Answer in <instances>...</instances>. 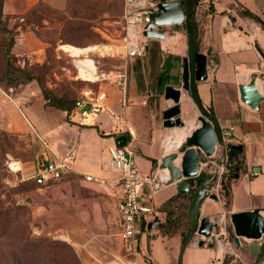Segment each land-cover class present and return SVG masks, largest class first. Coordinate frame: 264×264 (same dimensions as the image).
Returning <instances> with one entry per match:
<instances>
[{
    "label": "crops",
    "instance_id": "1",
    "mask_svg": "<svg viewBox=\"0 0 264 264\" xmlns=\"http://www.w3.org/2000/svg\"><path fill=\"white\" fill-rule=\"evenodd\" d=\"M196 6L201 11L195 14L194 19L201 24V28L195 52L207 57V78L196 82V94L202 107L217 121L222 136L229 128L232 129L230 143L241 147V168L237 177L234 175L225 183L228 192L226 207L222 188L225 162L216 167L219 156L216 149L209 163L200 164V174L189 187L188 194L179 193L176 182L154 193L143 191L142 201L155 216L142 224L147 225L154 218L158 219L157 225L163 223L166 214L158 209L177 195L182 201L180 210L188 211L189 226L191 203L188 199H191V191L197 187L199 180L208 181L214 176L211 193H215L214 189L218 186L217 200L207 197L201 205L200 217L222 215L226 221V234L214 232L212 242L202 246L192 239L182 253L180 264H256V256L236 247L233 238H228L227 227L232 232L228 221L231 213L264 210V101L259 102L257 109H252L239 100L238 94V85L246 84L250 77H255L256 87L264 95L259 87L264 79L259 69V62L264 61V0H208L205 5ZM241 11L249 12L258 21L242 15ZM248 25L258 26L260 30L251 35ZM156 30L163 33L164 38H149L144 56L125 61V93L122 94L115 85L108 86L105 105L96 121L82 119L78 114L66 117L62 111H58V116L54 111H46L37 96L13 100L8 92L0 90V123L9 130L26 135L29 132L31 140L38 146L34 157L41 154L64 156L71 149L76 151L69 174L54 186H36L38 188L30 190L28 196L36 191L44 192L50 203L62 208L68 227L73 216L86 214L88 221L79 229L84 238L77 245L82 264H96V261L104 264L99 260L111 256L122 261L127 259L121 254L120 242L114 236L120 190L116 175L107 168L108 147L117 145V139L123 138L121 147L125 153L131 154L142 173L151 174L167 155L162 152L161 141L170 137L175 144L174 154L179 157L175 163L180 167L186 139L199 125V113L189 94L182 90L180 109L184 125L173 129L162 125V113L173 105L171 100L165 99V89L181 88L187 35L184 25L174 28L164 26ZM251 171H258L259 174L250 176ZM87 176L102 180V183L86 181ZM181 179L190 183L189 179ZM45 208L34 206L36 214L37 210ZM157 225L140 232L137 254L129 259L137 264H178L182 245L180 233L164 235L156 228ZM69 235L65 234L70 238ZM214 236L220 238L218 244Z\"/></svg>",
    "mask_w": 264,
    "mask_h": 264
},
{
    "label": "rangeland",
    "instance_id": "2",
    "mask_svg": "<svg viewBox=\"0 0 264 264\" xmlns=\"http://www.w3.org/2000/svg\"><path fill=\"white\" fill-rule=\"evenodd\" d=\"M1 2V19L10 33L0 30V79H2L0 86L8 91V96H12L13 100L19 97L37 96L42 103H45L36 80L17 85L1 76L6 69L4 55L8 48V37L13 39L9 47L10 62L21 68L26 64L32 66L35 75L41 78L49 89L72 91L75 99L85 94L93 96L99 90H103L106 94L107 87L112 84L102 81L100 74L123 69L127 60L121 55L119 48L123 0H2ZM117 12L119 16L116 17ZM68 46L76 48L105 46L110 51H89L77 58L68 52ZM84 57L92 60L95 66V74L89 79L82 78L79 72L78 59ZM44 109L60 115L59 110L54 108L44 106ZM42 124L45 129L46 121L44 120ZM0 140L7 149V153L0 159V200L6 205L30 211L29 230L32 237H45L66 244L74 250L80 261L81 251L77 245L84 237L79 229L83 224L85 225L84 222L88 221V217L84 213L76 214L68 227L63 219L62 208L50 203L41 191L31 194L26 204L17 205L16 197H20L29 187L38 188L34 184H25V181L30 180L23 182L21 180L32 171V161L38 146L31 140L29 132L26 135L9 130L2 123H0ZM46 200L48 202L44 206ZM34 206L38 208L43 206L46 210H37L36 214ZM24 221L25 218L22 217L21 223ZM66 233L70 234V238L65 236ZM15 235L5 239L3 243V248L7 251L4 254L6 264H22L17 261L12 263L9 256L12 246L16 243ZM65 255L64 253L63 259ZM119 260L111 256L99 261L114 264ZM97 262L95 263L98 264Z\"/></svg>",
    "mask_w": 264,
    "mask_h": 264
},
{
    "label": "water",
    "instance_id": "3",
    "mask_svg": "<svg viewBox=\"0 0 264 264\" xmlns=\"http://www.w3.org/2000/svg\"><path fill=\"white\" fill-rule=\"evenodd\" d=\"M198 0H176L164 1L158 4L159 12L150 20L146 19L147 24L143 35L147 38L163 39L164 34L158 32L156 28L169 26L176 27L184 25L187 35V56L182 61L181 88L174 89L167 87L164 97L171 100L173 105L162 113V125L166 129L182 127L184 122L181 120L180 93L181 90L188 93L192 103L197 109L199 125L191 132L185 142L186 148L182 150L180 167L173 162L177 159L175 155H168L161 159L158 169L168 173L167 183H177L179 193H189V187L193 186V181L200 174V164H207L214 155L216 149L219 150L216 167L223 164L227 149L241 150L238 145H227L222 139L217 121L209 115L202 107L195 89L196 82L204 81L207 78V57L193 51L192 37L189 28V17L192 9L197 5ZM239 100L257 109L259 102L264 101V95L260 94L256 87V78L250 77L246 84L238 85ZM124 139H117V145L121 146ZM189 179L182 180L181 178ZM237 177V175H235ZM212 176L208 181L202 182L198 187L191 191V206L189 209V230L185 241L182 243L178 264L181 263L182 253L190 241L197 235L208 237L211 234L214 222L209 217H200V208L203 201L210 197L217 200V196L211 193ZM233 232V242L236 247L247 250L250 254L257 257L256 264H264V210H250L238 213H231L228 218ZM158 219L154 218L146 226L147 230L154 228ZM259 240H262L260 243ZM202 246V242H199Z\"/></svg>",
    "mask_w": 264,
    "mask_h": 264
},
{
    "label": "built area",
    "instance_id": "4",
    "mask_svg": "<svg viewBox=\"0 0 264 264\" xmlns=\"http://www.w3.org/2000/svg\"><path fill=\"white\" fill-rule=\"evenodd\" d=\"M207 2L208 0H198L197 4L205 5ZM158 4L157 0H123L121 16L122 33L119 40V48L121 49V55L124 58L129 59L131 57L144 56L147 40L149 39L143 35L147 24L146 19L150 20L159 12ZM247 30L250 31L251 35H254V31L260 30V27H252V25H248ZM259 69L261 70L260 76L263 78V60L259 62ZM100 79L115 85L121 90V93L124 94L127 85L126 65H124L123 69L118 71L101 73ZM105 100L106 94L103 90H99L93 96L85 94L74 103L69 115L78 114L82 119L96 121L100 111L105 105ZM231 130L232 129L229 128L222 136L227 148L231 145ZM171 143L174 147V140L170 137L161 141L160 147L162 152L167 154L166 156L175 155L174 149L165 151V147L171 146ZM107 152V168L116 175V184L119 186L120 190L119 199L116 205L117 228L114 236L119 240L124 256H126V258H134L138 249V236L140 234L139 225L141 223H146L150 217L155 216L152 209L146 206L142 201L143 191L146 190L148 194H150L165 187L168 184V173L167 171L158 168L151 174L142 173L136 166L131 154L129 152L126 154L121 146L112 145L108 147ZM75 155V149L69 150L64 156L48 157L43 154L37 155L33 160L32 171L26 175L25 179H23V177L21 180H32L40 187L54 186L62 180L63 176L70 173ZM175 160L173 163L178 165L175 163ZM258 174V171L250 172V176H257ZM85 180L102 183V180L92 179L90 176L85 177ZM217 188L218 186L214 189V194L217 193ZM15 203L17 205H23L27 202H25L22 197L18 196L15 199ZM210 220L215 223L211 234L208 237H200L196 235L193 238L196 244H199V242H202V245L211 243V236H213L214 232H216L215 234H226V221L222 215H216L213 218L211 217ZM219 239V237L217 238L214 236L216 244L220 242ZM114 264L137 263L134 260L127 258L125 262L119 260V262H115Z\"/></svg>",
    "mask_w": 264,
    "mask_h": 264
},
{
    "label": "trees",
    "instance_id": "5",
    "mask_svg": "<svg viewBox=\"0 0 264 264\" xmlns=\"http://www.w3.org/2000/svg\"><path fill=\"white\" fill-rule=\"evenodd\" d=\"M2 0H0V30L5 33H10L7 27L3 24L2 21ZM158 1V0H157ZM164 2L163 0H159L158 3ZM123 9V6H122ZM201 10L195 6L192 9L191 15L189 17V28L192 37L193 51H197V38L200 32L201 24L194 19L196 15L199 14ZM196 14V15H195ZM242 15H246L252 18L255 21H258L256 17L246 11H241ZM119 16L118 12L115 15ZM122 16V15H121ZM13 43L12 37H8V48L5 51V59H6V69L1 74L4 79H8L9 81H13L15 84H27L33 80L38 82V86L42 95L43 100L45 101L44 106H48L54 108L56 110L62 111L66 113V117L69 115L72 110L74 103L79 99H75L72 91H54L45 86L44 82L41 78H39L33 72L32 66H26L21 68L12 64L9 60V47H11ZM85 48V47H79ZM198 53V52H196ZM2 82V79H0ZM0 90L4 92L6 89L0 86ZM38 98V97H37ZM209 114V113H208ZM210 115V114H209ZM7 149L5 148L3 142L0 140V159L7 153ZM240 151L229 149L226 152L225 157V173L223 174V193L225 196V206H228V192L225 187L226 181H230L233 179L234 175H238V171L241 168V157ZM215 179H213L212 183H214ZM23 182V181H22ZM204 181L199 180L197 182V187ZM26 185L34 184V181H25ZM37 186V185H36ZM33 188H28L25 193H22L20 197H22L26 202L29 201L28 193ZM189 203H191V199H188ZM181 199L179 196H173L168 201H166L161 207H159V211L164 212L166 214V219L163 223H159L156 228L159 229L160 233L172 236L175 233H180L181 235V244L185 241L187 237V233L189 230L188 226V211H181ZM189 208V207H188ZM24 217V223H21V218ZM31 223V213L29 210H23L17 206H9L4 204L2 200H0V264H6L4 261L5 251L3 248V243L5 239L16 236V243L12 246L11 252L9 253L10 259L12 263L17 261L22 264H81L74 250L66 245L60 244L59 242H55L45 237H32L29 227ZM147 225H139V231H145ZM228 229V238L231 240L233 238V234ZM64 259L62 258L63 254ZM14 264V263H13Z\"/></svg>",
    "mask_w": 264,
    "mask_h": 264
},
{
    "label": "bare ground",
    "instance_id": "6",
    "mask_svg": "<svg viewBox=\"0 0 264 264\" xmlns=\"http://www.w3.org/2000/svg\"><path fill=\"white\" fill-rule=\"evenodd\" d=\"M67 50L73 57H77V58H79L82 55L88 53L89 51H99V52H102V51L108 52V51H110L109 48L105 47V46L104 47H101V46H88V47H85V48H76V47H71V46L69 47L68 46ZM78 62L80 64L79 72H80V76L82 78L89 79V77H91L92 75L95 74V66L93 65L92 60L88 59L87 57H84L82 59L81 58L78 59ZM259 87H260V89L262 91H264V79H263V84H260ZM170 145L171 146H166L165 147V151H168V148H171V150L174 148L172 146L173 144H170ZM13 165L16 166V164H13ZM218 252L219 253L221 252V246L220 245L218 246Z\"/></svg>",
    "mask_w": 264,
    "mask_h": 264
}]
</instances>
